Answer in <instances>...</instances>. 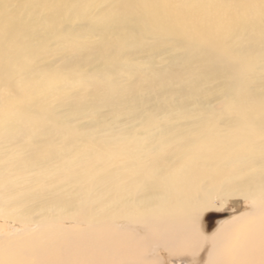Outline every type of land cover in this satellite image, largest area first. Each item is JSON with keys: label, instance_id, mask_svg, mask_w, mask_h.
Returning <instances> with one entry per match:
<instances>
[{"label": "bare ground", "instance_id": "bare-ground-1", "mask_svg": "<svg viewBox=\"0 0 264 264\" xmlns=\"http://www.w3.org/2000/svg\"><path fill=\"white\" fill-rule=\"evenodd\" d=\"M102 2L88 45L69 23L88 0L54 2L38 45L0 11V264H152L157 248L197 264L208 246L206 264H264V0ZM55 27L76 61L38 75ZM143 53L149 64L130 56ZM51 94L40 109L31 99ZM65 106L91 108L97 128L55 114ZM224 176L251 210L200 215ZM78 220L65 238L61 223Z\"/></svg>", "mask_w": 264, "mask_h": 264}, {"label": "rangeland", "instance_id": "rangeland-1", "mask_svg": "<svg viewBox=\"0 0 264 264\" xmlns=\"http://www.w3.org/2000/svg\"><path fill=\"white\" fill-rule=\"evenodd\" d=\"M58 0H0V11L3 13L4 17L6 18H16V19H22L23 22H25V31L32 34V37L30 38H23V41L25 43H29L31 45H38L37 43L39 42L40 36L44 33V30L42 28V18L45 16L47 13H49L51 10L50 8L52 7V4ZM35 3H39L37 7H35ZM107 4L105 2H102V0H88V9L85 13V15L82 17V19H79L78 17L72 16L70 19V25H73L75 27L76 32L81 36V40L86 44H94V42L98 39V36L95 32L100 28L101 22H98V20H101V12L100 10L104 8ZM94 21L95 23L94 26H89L90 21ZM82 23V26L79 24ZM90 28H94V31L92 33L89 32ZM61 27H55L52 32L49 34V39L50 42L47 46V51L46 52H41L40 55L36 57L34 60L35 65L39 68L38 70V75L42 74L43 71L46 69L50 68H55L58 65L61 64L63 60L69 59L73 63L76 61L74 60V57L72 55V52L68 48V43H69V37L68 36H63L59 37V34H62V30H60ZM36 33V34H34ZM66 34V33H65ZM36 35V36H35ZM56 36L59 39L54 40L53 37ZM168 53H165L164 55H158L155 57V60L157 62L156 66L161 65L162 61L161 58L163 56H167ZM85 55V54H84ZM131 57H138L140 58L145 64H149V62L146 59V54H140V55H130ZM154 59V57H153ZM86 65V64H83ZM85 69L88 73L94 72V67L86 65L82 67V69ZM83 69V70H84ZM98 69V68H97ZM82 70V71H83ZM81 71V72H82ZM86 71L82 72V74H87ZM80 72V70H79ZM40 77V76H39ZM41 80H43L44 84L48 83V78H43L40 77ZM66 79V78H65ZM83 81V80H82ZM93 81V79L91 80ZM69 82H74L73 79H69ZM91 86V85H88ZM75 88H79V85H74ZM90 88V87H89ZM87 90V92H85ZM90 90L88 88H83L82 87V96H88L90 95ZM49 96V98L47 97ZM44 95V96H38V97H31L32 100L38 101L40 106L39 109L42 107H46L49 104L56 103L58 102L56 99L59 98V95L56 94H51V95ZM47 97V99H46ZM45 98L44 100H42ZM51 101V103H50ZM221 99H213L212 101H209L208 104H210L213 108L218 109L221 106ZM46 104V105H44ZM76 112L70 113L68 108L65 106L64 108L59 107L56 111L60 112L64 115H66L71 123L75 125L77 122L79 128H77L79 131L82 132H87L90 130H94L97 127L93 124L94 121V113L91 108H82L80 107H75ZM93 115V116H92ZM76 131V130H75ZM226 178L221 180V183L217 187L216 190L212 191V195L207 198L209 206L206 208H203L200 212V215L209 210V211H216L218 210L219 214L225 218L230 215V211H233L231 214L235 213H240L244 210L245 211H250L251 206H250V201L249 199L245 197H241L238 195H230L229 193L230 190L227 187V183H229L230 179L227 178L228 176H224ZM208 195V194H207ZM205 209V210H204ZM249 209V210H248ZM244 212L242 214H244ZM199 213L194 217L193 223H192V230H193V238L197 240L198 244L202 245V237H204V234L200 231L198 222L196 224V219L198 217ZM200 218V217H199ZM235 220V221H234ZM230 220V223L228 222L227 226H229L230 230L234 229V225H236L237 220H239V216L235 217ZM198 221V220H197ZM0 224H2V228L6 231L10 229L8 224L5 222L2 223L0 220ZM81 223L80 221L76 222H67V223H61L62 227H67L69 231L67 236L65 238H68V236H76L79 237L81 236L79 230H76L80 227ZM15 227V224L13 225ZM82 228H84V225L82 224ZM211 228V227H210ZM17 230H21L20 226L16 227ZM225 232H228L227 230ZM25 233H19L18 237L23 236ZM214 232L211 235H207L208 239L212 238L214 236ZM198 236H202L199 238ZM66 240V239H65ZM218 242V238H217ZM217 244V243H216ZM199 251V247L196 244V247H194L193 251L191 254H197ZM181 251L178 250L176 252L170 251L169 248H157V253H156V262L152 264H168L166 262V259L169 256H176L175 254H179ZM209 252V246L204 247L200 252L199 255L201 256V261L198 262L197 264H206L207 263V255ZM190 253V252H189ZM189 255V254H187ZM206 257V258H204ZM166 262V263H165Z\"/></svg>", "mask_w": 264, "mask_h": 264}]
</instances>
